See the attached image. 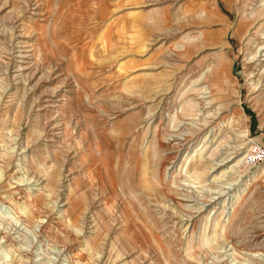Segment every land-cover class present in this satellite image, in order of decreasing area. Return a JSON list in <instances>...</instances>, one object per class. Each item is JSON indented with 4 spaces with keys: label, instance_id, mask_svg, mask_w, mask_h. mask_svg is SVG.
Masks as SVG:
<instances>
[{
    "label": "rangeland",
    "instance_id": "374dc122",
    "mask_svg": "<svg viewBox=\"0 0 264 264\" xmlns=\"http://www.w3.org/2000/svg\"><path fill=\"white\" fill-rule=\"evenodd\" d=\"M118 1L0 0V264H264V0Z\"/></svg>",
    "mask_w": 264,
    "mask_h": 264
},
{
    "label": "built area",
    "instance_id": "2783aa9c",
    "mask_svg": "<svg viewBox=\"0 0 264 264\" xmlns=\"http://www.w3.org/2000/svg\"><path fill=\"white\" fill-rule=\"evenodd\" d=\"M248 164L258 166L264 163V144H256L251 147L246 156Z\"/></svg>",
    "mask_w": 264,
    "mask_h": 264
},
{
    "label": "crops",
    "instance_id": "0c3cea01",
    "mask_svg": "<svg viewBox=\"0 0 264 264\" xmlns=\"http://www.w3.org/2000/svg\"><path fill=\"white\" fill-rule=\"evenodd\" d=\"M126 1H128V0H126ZM138 1H140V0H130L132 5L128 6V5H125V0H119L118 4H117V6H118L117 10H119V12H124V11L126 12L129 9L139 10L141 7L144 6V3H139Z\"/></svg>",
    "mask_w": 264,
    "mask_h": 264
},
{
    "label": "bare ground",
    "instance_id": "6f19581e",
    "mask_svg": "<svg viewBox=\"0 0 264 264\" xmlns=\"http://www.w3.org/2000/svg\"><path fill=\"white\" fill-rule=\"evenodd\" d=\"M260 50H264V46L260 49ZM260 52V51H259ZM258 55V54H257ZM261 57H264V53H261Z\"/></svg>",
    "mask_w": 264,
    "mask_h": 264
}]
</instances>
